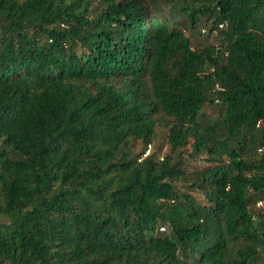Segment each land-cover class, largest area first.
<instances>
[{"label": "trees", "instance_id": "obj_1", "mask_svg": "<svg viewBox=\"0 0 264 264\" xmlns=\"http://www.w3.org/2000/svg\"><path fill=\"white\" fill-rule=\"evenodd\" d=\"M263 258L264 0H0V264Z\"/></svg>", "mask_w": 264, "mask_h": 264}, {"label": "rangeland", "instance_id": "obj_2", "mask_svg": "<svg viewBox=\"0 0 264 264\" xmlns=\"http://www.w3.org/2000/svg\"><path fill=\"white\" fill-rule=\"evenodd\" d=\"M165 12L169 13V16H171L170 10H168V8L165 9ZM172 16L174 15L172 14ZM194 41H195V45L198 44V45L204 46L208 44H213V45H217L218 47H220L223 42V36L221 35V33H218V34L214 33L213 35L208 36L207 32L202 31V35H200ZM219 115H220L219 107L215 108L213 104H207L205 108L203 109L199 120L202 123L217 121V120H220ZM166 134H167V129L161 126L158 129V134L152 146L153 151H158L160 156L165 154L168 149ZM189 150L190 149L187 148L186 154H188ZM148 152L149 150L147 151V154ZM187 164L190 165L191 168H194V167L202 166L205 163L202 162L201 160H196V161L189 160ZM261 262L264 263V258L262 259Z\"/></svg>", "mask_w": 264, "mask_h": 264}, {"label": "built area", "instance_id": "obj_3", "mask_svg": "<svg viewBox=\"0 0 264 264\" xmlns=\"http://www.w3.org/2000/svg\"><path fill=\"white\" fill-rule=\"evenodd\" d=\"M221 27H223V25H221Z\"/></svg>", "mask_w": 264, "mask_h": 264}]
</instances>
